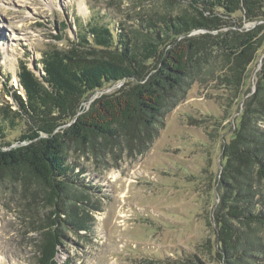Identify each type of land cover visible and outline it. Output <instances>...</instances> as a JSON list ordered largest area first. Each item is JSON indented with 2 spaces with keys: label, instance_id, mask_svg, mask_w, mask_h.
I'll list each match as a JSON object with an SVG mask.
<instances>
[{
  "label": "trees",
  "instance_id": "obj_1",
  "mask_svg": "<svg viewBox=\"0 0 264 264\" xmlns=\"http://www.w3.org/2000/svg\"><path fill=\"white\" fill-rule=\"evenodd\" d=\"M132 21L131 28L78 24L67 47L42 51L41 75L19 63L24 94L13 89L12 96L26 129L17 144L7 140L14 118L21 115L9 106L1 109L0 171L41 185L57 208L32 264H68L56 259L58 206L68 190L65 141L83 145L99 137L123 139L141 152L156 137L167 101L177 102L197 78L216 80L235 106L224 117L232 120L220 140L218 201L211 212L214 239L201 246L212 263L248 264L264 246L257 235L264 232V58L258 70L255 66L264 44V0H163L159 9L138 12ZM252 21L263 23L245 29ZM116 82L122 86L97 101L129 102L121 120L112 127L84 123L88 98ZM90 105L92 110L95 102ZM171 264L208 263L194 253Z\"/></svg>",
  "mask_w": 264,
  "mask_h": 264
},
{
  "label": "rangeland",
  "instance_id": "obj_2",
  "mask_svg": "<svg viewBox=\"0 0 264 264\" xmlns=\"http://www.w3.org/2000/svg\"><path fill=\"white\" fill-rule=\"evenodd\" d=\"M162 3L0 0V119L1 109L8 106L21 115L14 118L6 139L15 145L26 129L25 115L12 96L13 89L23 94L17 76L20 62L41 75L42 51L67 47L78 24L99 21L131 28L138 12L144 15ZM263 58L264 44L256 68ZM121 86V82L105 84L88 98L84 106L89 112L82 121L105 127L117 124L129 102L97 99L113 95ZM226 97L227 91L216 80L197 78L177 102L167 101L156 122V137L141 152L123 139L99 137L83 145L66 140L68 190L58 206V262L171 264L196 253L208 264H221L210 262L201 245L214 239L211 212L218 201L220 140L232 120L225 115L235 111ZM55 208L44 187L0 171V264L35 262L41 238L56 217ZM257 235L264 241L263 230ZM247 262L264 264V246Z\"/></svg>",
  "mask_w": 264,
  "mask_h": 264
},
{
  "label": "water",
  "instance_id": "obj_3",
  "mask_svg": "<svg viewBox=\"0 0 264 264\" xmlns=\"http://www.w3.org/2000/svg\"><path fill=\"white\" fill-rule=\"evenodd\" d=\"M262 21H252V22H247L245 25H244V27H245V29H250V28H253L254 26H256L257 24H259V23H261ZM260 66H261V61H259V64H258V67H257V69L256 70H258L259 68H260ZM254 91V85L252 86V91L251 92H253ZM23 94H24V92H23Z\"/></svg>",
  "mask_w": 264,
  "mask_h": 264
}]
</instances>
